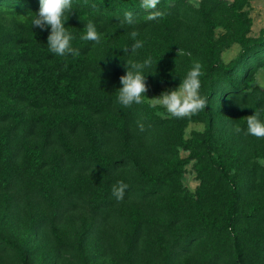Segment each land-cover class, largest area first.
<instances>
[{
	"label": "rangeland",
	"instance_id": "obj_1",
	"mask_svg": "<svg viewBox=\"0 0 264 264\" xmlns=\"http://www.w3.org/2000/svg\"><path fill=\"white\" fill-rule=\"evenodd\" d=\"M157 10L163 16L156 21H146L143 9L133 13V26H121L124 16L98 22L108 44L130 47L133 30L144 42L109 79L108 115L125 122L123 139L79 108L31 109L0 97L8 173L0 189V264H264V139L246 134V116L264 110V46L228 70L241 51L239 36L250 44L264 30V0H169ZM91 53L99 54L96 47ZM148 57L145 103L123 107L116 97L126 61ZM194 61L203 66L199 93L207 107L184 119L150 107L147 97L176 88ZM67 115L88 120L99 153L116 161L105 205L94 213L87 197L97 168L70 160L88 148L80 129L58 126L66 151L41 123ZM207 122L208 151L237 187L234 212L227 185L203 155ZM51 167L65 189L54 182L47 202L36 182ZM119 180L129 185L122 201L111 192Z\"/></svg>",
	"mask_w": 264,
	"mask_h": 264
},
{
	"label": "trees",
	"instance_id": "obj_2",
	"mask_svg": "<svg viewBox=\"0 0 264 264\" xmlns=\"http://www.w3.org/2000/svg\"><path fill=\"white\" fill-rule=\"evenodd\" d=\"M168 1L160 0V4L165 5ZM139 4L138 0H87V3L85 0H73L74 11L65 26L75 36L72 47L79 51V55L57 56L48 50L47 36L50 27L43 31L32 27V18L39 11V0H0V97L12 103H22L31 109L61 111L79 108L84 113L99 118L103 128L123 139L126 133L125 122L120 117L108 115L112 103L108 84L111 74L124 63L127 52L116 43L111 45L102 41L98 46L92 41H83L80 37L84 34L85 24L89 20L101 33L98 26L100 18L109 22L124 16L126 11L140 13ZM238 44L241 51L228 67L230 71L237 67L243 54L260 47L262 49L264 30L250 44H247L241 34ZM94 47L98 49V55L91 53ZM218 69L222 73L226 71L221 66ZM41 123L54 133L58 145L66 151L68 146L58 126L63 124L69 131L80 129L88 148L83 155L71 154L70 160L73 164L76 163L74 161L87 162L97 168L96 178L87 197L88 210L91 213L96 212L105 205L112 184L110 172L116 161L99 153L91 124L81 115H67L52 121L43 120ZM209 131L207 122L203 155L209 166L218 170L220 178L227 185L230 193L229 207L234 212L237 187L234 180L211 157L208 151ZM5 143L6 137L0 136V189L8 182ZM140 174L146 178L143 171ZM54 182L65 189L63 183L58 181L56 167H51L37 180L36 186L44 201L50 200ZM52 236L56 242L59 241L55 233ZM230 240L236 257L238 249L233 234L230 235Z\"/></svg>",
	"mask_w": 264,
	"mask_h": 264
},
{
	"label": "clouds",
	"instance_id": "obj_3",
	"mask_svg": "<svg viewBox=\"0 0 264 264\" xmlns=\"http://www.w3.org/2000/svg\"><path fill=\"white\" fill-rule=\"evenodd\" d=\"M85 3H87V0H85ZM159 3L160 0H140L139 7L147 13L144 17L146 21H156L162 18L163 13L157 10ZM92 7L94 8L95 5L93 4ZM73 11V0H39V11L32 18V27L39 28L42 31L50 27L47 45L52 54L57 56L79 55V51L72 47L75 36L65 26ZM119 22L121 26H133L137 23V20L133 12L126 11L123 19ZM84 29L85 32L81 35V40L92 41L95 44L102 43V34L97 31L91 20L85 24ZM138 35L139 33L136 30L130 32V37L134 42L130 47L123 48L124 52L135 54L138 49L144 46V42L137 39ZM178 54H181L180 50ZM151 65V57L143 62L126 61V74L119 77L122 87L117 89V103L126 108L131 107L133 104L145 103V93L148 91L145 70L150 68ZM202 67L200 62L194 61L184 78L180 79V83L176 88L166 90L152 98L147 97L149 106L163 108L170 118L176 119L190 118L204 110L208 104L207 98L199 93L200 77L203 75ZM241 107L243 108V106ZM262 111L264 110H254L253 114L246 116V134L258 139H264ZM137 126L141 132L145 130L141 121H137ZM234 131L239 134L242 129L237 125ZM128 188L127 183L119 180L112 186L111 192L117 201H122Z\"/></svg>",
	"mask_w": 264,
	"mask_h": 264
}]
</instances>
